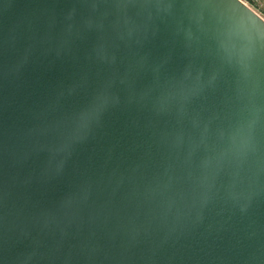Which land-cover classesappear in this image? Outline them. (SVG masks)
I'll return each mask as SVG.
<instances>
[{
    "label": "water",
    "instance_id": "water-1",
    "mask_svg": "<svg viewBox=\"0 0 264 264\" xmlns=\"http://www.w3.org/2000/svg\"><path fill=\"white\" fill-rule=\"evenodd\" d=\"M0 264H264V19L0 0Z\"/></svg>",
    "mask_w": 264,
    "mask_h": 264
},
{
    "label": "rangeland",
    "instance_id": "rangeland-1",
    "mask_svg": "<svg viewBox=\"0 0 264 264\" xmlns=\"http://www.w3.org/2000/svg\"><path fill=\"white\" fill-rule=\"evenodd\" d=\"M264 19V0H242Z\"/></svg>",
    "mask_w": 264,
    "mask_h": 264
},
{
    "label": "flooded vegetation",
    "instance_id": "flooded-vegetation-1",
    "mask_svg": "<svg viewBox=\"0 0 264 264\" xmlns=\"http://www.w3.org/2000/svg\"><path fill=\"white\" fill-rule=\"evenodd\" d=\"M253 10V9H252ZM259 15V14H258ZM260 16V15H259ZM261 17V16H260Z\"/></svg>",
    "mask_w": 264,
    "mask_h": 264
}]
</instances>
